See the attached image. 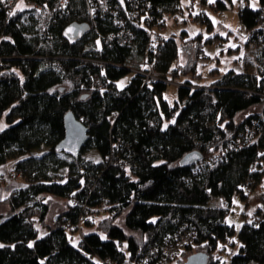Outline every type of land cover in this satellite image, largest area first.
I'll use <instances>...</instances> for the list:
<instances>
[{
    "label": "trees",
    "instance_id": "obj_1",
    "mask_svg": "<svg viewBox=\"0 0 264 264\" xmlns=\"http://www.w3.org/2000/svg\"><path fill=\"white\" fill-rule=\"evenodd\" d=\"M45 1L28 0L30 7L18 8L19 2L6 7L0 0V120L8 122L0 131V166L16 160L27 182L0 197L10 209L0 211V264H137L156 242L192 230L187 258L204 251L207 264H223L218 247L239 239L230 263L264 264V216L238 231L227 219L231 207L210 203L206 192L211 188L232 206L235 195L249 196L242 182L251 179L255 186L264 176V0L239 11L256 46L258 70L232 69L210 86L187 80L173 102L165 96L167 82L143 85L127 60L142 52L144 27L130 46L104 40L96 47V34L72 43L63 31L73 21L89 20L86 0H72L71 12L52 21L36 12L34 5ZM178 3L151 0L150 10L177 13ZM216 5L227 8L221 0ZM180 56L177 38L167 35L152 53L168 77L196 70L195 62L175 66ZM128 72L135 75L120 88L117 80ZM68 111L90 128L82 152L94 147L101 160L82 153L69 159L56 149ZM255 122L258 137L240 144L241 131ZM43 145L46 152L33 153ZM196 149L204 159L221 158L201 171L197 162L181 165ZM64 167L67 173H59ZM55 198L64 199L65 207L49 224ZM93 206L106 215L96 230L82 229L84 239L75 244L73 232ZM37 219L47 229L43 235Z\"/></svg>",
    "mask_w": 264,
    "mask_h": 264
},
{
    "label": "rangeland",
    "instance_id": "obj_2",
    "mask_svg": "<svg viewBox=\"0 0 264 264\" xmlns=\"http://www.w3.org/2000/svg\"><path fill=\"white\" fill-rule=\"evenodd\" d=\"M193 0H181L182 8L176 13V16L171 17L166 23V35L174 36L181 48V56L175 65H184L186 63L195 62L197 77H191L190 80L196 84H204L210 86L215 80L230 70L237 72L258 70L257 51L255 43L251 40L248 29L242 24L239 10L241 0H221L227 8L221 9L216 3L218 0L210 3L209 0H196L198 4L192 7ZM250 7L257 8L260 5L259 0H247ZM31 4L25 0L18 3V8H26ZM255 5V7H253ZM210 22H206V19ZM211 37V38H210ZM235 45V47H232ZM243 54V55H242ZM133 72H128L126 75L117 80V85L124 88L134 77ZM169 80L165 96L171 102L177 96L178 87L185 82V74H169ZM242 113L240 116L242 117ZM8 126L6 117L0 120V131ZM48 150V147L43 145L40 149L33 151L34 154H43ZM63 157L72 159V155L61 152ZM82 155L93 160H101V155L96 148H90ZM16 160H9L0 166V197L7 196L11 191H18L27 182L22 176H18L15 167ZM264 167V162H263ZM67 168H61L59 173L66 174ZM264 189V176L261 181L256 184L249 196L246 198L240 195H235L228 221L233 223L239 231L245 222H255L258 218L264 216V200L260 198L259 193ZM52 197V196H50ZM65 207L64 199L55 198L52 210L49 214L47 222L54 224V216L57 213L63 212ZM0 211L7 214L10 212L6 204H0ZM106 215L104 208L100 211L98 207L93 206L84 214L82 225L79 227L86 232L96 230L98 221ZM118 222L123 225L122 219ZM37 226L40 228L41 234L47 229L43 226L39 219L36 220ZM80 229L73 232L74 243L79 244ZM105 236V235H104ZM237 245L234 249L238 248ZM125 248V245H123ZM188 259V258H187ZM228 259V258H227ZM230 262V259L228 260ZM228 262V263H229Z\"/></svg>",
    "mask_w": 264,
    "mask_h": 264
},
{
    "label": "built area",
    "instance_id": "obj_3",
    "mask_svg": "<svg viewBox=\"0 0 264 264\" xmlns=\"http://www.w3.org/2000/svg\"><path fill=\"white\" fill-rule=\"evenodd\" d=\"M6 7L16 5L17 2L22 0H1ZM28 2V0H25ZM72 0H46L44 3L35 4L36 12H43L50 15V21L55 16H62L71 12L70 3ZM87 13L89 20L87 21L91 28L86 34L94 36V45L96 47H103V41L106 40L111 46L118 43L120 46L129 45L132 43L133 38L137 35L135 33L140 27H144L145 45L136 57L128 56L127 60L132 66L134 73L142 78L143 85H153L158 82H167L170 80L168 74L160 70L153 58L152 53H155L166 40V23L171 17H175L176 13H168L164 15L153 14L150 10L151 0H86ZM198 4L196 0L192 1V7ZM247 0H241L240 10L247 6ZM180 8L182 4L178 3ZM30 7V6H27ZM239 10V11H240ZM11 12V10H9ZM101 24L107 28L103 32L100 27ZM0 56V62L2 60ZM121 66L120 64H117ZM188 76L187 80L191 77H197V72L185 74ZM181 83V84H183ZM192 84V83H189ZM201 85V84H200ZM192 86H199L193 83ZM116 117V113H114ZM259 124H254L247 127L246 130L241 131L239 143L243 144L254 140L259 135ZM263 152V151H261ZM221 155L202 159L196 163L195 170L201 171L217 163ZM18 176H21V171L16 169ZM240 188L246 193H251L254 188L253 180L248 179L240 184ZM206 192L210 198V203L220 204L225 208H230L231 205L225 201L222 195L215 194L211 188H207ZM261 199L264 200V189L259 193ZM72 204H78L75 198H70ZM81 227V224H80ZM81 238L84 239V233L80 229ZM195 232L192 230L189 235H184L182 232H177L167 236L163 241L156 242L152 245L138 260L137 264H184L187 260V254L190 251L188 246L193 245L191 237ZM239 239L236 243L229 241L228 244L220 245L216 251V255L223 264H231L228 260L232 258L234 249L238 245ZM228 258V259H227ZM229 262V263H228ZM104 264H110L103 261Z\"/></svg>",
    "mask_w": 264,
    "mask_h": 264
},
{
    "label": "water",
    "instance_id": "obj_4",
    "mask_svg": "<svg viewBox=\"0 0 264 264\" xmlns=\"http://www.w3.org/2000/svg\"><path fill=\"white\" fill-rule=\"evenodd\" d=\"M90 28L91 26L88 22L73 21L65 27L63 35L70 42L76 43L84 38ZM64 121L65 136L56 145V149L77 158L81 155L84 145L90 138V128L73 111H68L65 114ZM202 159H204V154L196 149L185 154L180 160V164L191 166ZM208 260L209 255L204 251H199L191 254L184 264H207Z\"/></svg>",
    "mask_w": 264,
    "mask_h": 264
},
{
    "label": "snow or ice",
    "instance_id": "obj_5",
    "mask_svg": "<svg viewBox=\"0 0 264 264\" xmlns=\"http://www.w3.org/2000/svg\"><path fill=\"white\" fill-rule=\"evenodd\" d=\"M210 3L214 2V0H209ZM235 2V0H234ZM19 7V6H18ZM253 7H255V5H253ZM14 13H10V15H13ZM232 47H235V45H232ZM243 55V54H242ZM154 222V221H153ZM31 246V245H29ZM0 247H3V245H0Z\"/></svg>",
    "mask_w": 264,
    "mask_h": 264
}]
</instances>
